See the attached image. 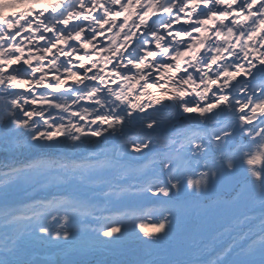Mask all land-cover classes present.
I'll return each instance as SVG.
<instances>
[{
  "label": "snow or ice",
  "instance_id": "snow-or-ice-1",
  "mask_svg": "<svg viewBox=\"0 0 264 264\" xmlns=\"http://www.w3.org/2000/svg\"><path fill=\"white\" fill-rule=\"evenodd\" d=\"M0 264H264V0H0Z\"/></svg>",
  "mask_w": 264,
  "mask_h": 264
},
{
  "label": "bare ground",
  "instance_id": "bare-ground-1",
  "mask_svg": "<svg viewBox=\"0 0 264 264\" xmlns=\"http://www.w3.org/2000/svg\"><path fill=\"white\" fill-rule=\"evenodd\" d=\"M148 231H152V228L149 227V228H148Z\"/></svg>",
  "mask_w": 264,
  "mask_h": 264
},
{
  "label": "rangeland",
  "instance_id": "rangeland-1",
  "mask_svg": "<svg viewBox=\"0 0 264 264\" xmlns=\"http://www.w3.org/2000/svg\"><path fill=\"white\" fill-rule=\"evenodd\" d=\"M151 228V226H149Z\"/></svg>",
  "mask_w": 264,
  "mask_h": 264
}]
</instances>
